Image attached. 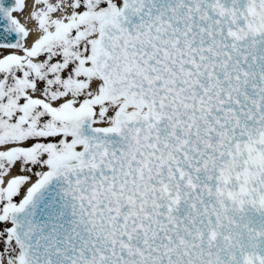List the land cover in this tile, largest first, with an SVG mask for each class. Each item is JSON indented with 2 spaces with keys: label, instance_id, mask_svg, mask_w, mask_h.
<instances>
[{
  "label": "snow or ice",
  "instance_id": "1",
  "mask_svg": "<svg viewBox=\"0 0 264 264\" xmlns=\"http://www.w3.org/2000/svg\"><path fill=\"white\" fill-rule=\"evenodd\" d=\"M0 264H264V0H0Z\"/></svg>",
  "mask_w": 264,
  "mask_h": 264
}]
</instances>
